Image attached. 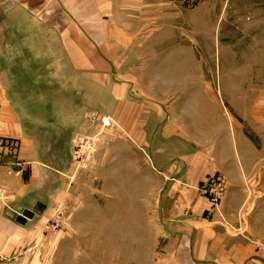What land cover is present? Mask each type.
Wrapping results in <instances>:
<instances>
[{
	"label": "rangeland",
	"instance_id": "rangeland-1",
	"mask_svg": "<svg viewBox=\"0 0 264 264\" xmlns=\"http://www.w3.org/2000/svg\"><path fill=\"white\" fill-rule=\"evenodd\" d=\"M115 2V31L135 37L136 62L120 65L122 75L105 74L102 83L88 78L83 110L89 112L82 116L78 110L74 129L63 137L56 129L63 123L60 110L45 125L29 114L32 127L54 125L47 141L55 147L70 145L74 173L65 175L68 186L51 206L33 257L17 254L0 264L154 263L153 232L163 182L148 157L153 125L142 127L153 111L149 105L179 104L190 122L201 126L199 120L207 121L213 135L235 134L251 167L247 188L264 190V112L257 110L264 108V0ZM46 71L35 74L44 78ZM31 73L13 71L11 78L17 98L25 92L33 108ZM79 140L80 154L75 155L73 144ZM228 225L232 232L246 233L239 223Z\"/></svg>",
	"mask_w": 264,
	"mask_h": 264
},
{
	"label": "crops",
	"instance_id": "crops-1",
	"mask_svg": "<svg viewBox=\"0 0 264 264\" xmlns=\"http://www.w3.org/2000/svg\"><path fill=\"white\" fill-rule=\"evenodd\" d=\"M115 5V0H0V136L17 142L14 151L0 149V188L5 191L0 261L44 239L51 206L64 196L65 175L75 167L70 145L47 141L54 125L32 127L29 114L45 125L60 110L62 130L56 129L63 137L74 129L78 110L82 116L89 112L83 110L88 78L102 83L105 74L116 77L120 65L136 62L135 37L115 31ZM18 70L32 72L33 108L25 92L17 98L13 89L12 72ZM35 71L47 73L41 78ZM178 105L146 106L159 117L155 120L151 111L142 123L153 125L148 157L163 182L153 264H264V190L247 188L251 167L235 134L213 135L207 121L199 120L201 126L190 122ZM212 175L226 179L218 207L200 189ZM19 215L25 217L21 222ZM228 222L239 223L246 233L232 232Z\"/></svg>",
	"mask_w": 264,
	"mask_h": 264
},
{
	"label": "built area",
	"instance_id": "built-area-1",
	"mask_svg": "<svg viewBox=\"0 0 264 264\" xmlns=\"http://www.w3.org/2000/svg\"><path fill=\"white\" fill-rule=\"evenodd\" d=\"M83 141L79 140L77 143L73 144L74 154L78 155L80 154V151L77 149L78 146H81V143ZM0 149L8 151H14L16 149L15 141L9 137H1L0 136ZM79 151V152H78ZM210 182V185H207V183L202 187L203 193L208 195L210 197L211 202L214 204L215 207L219 206V200L221 199L223 192L225 190L226 186V180L218 175H215ZM20 255L24 254L25 258H32L34 255L33 248H25L22 250V252H18Z\"/></svg>",
	"mask_w": 264,
	"mask_h": 264
},
{
	"label": "water",
	"instance_id": "water-1",
	"mask_svg": "<svg viewBox=\"0 0 264 264\" xmlns=\"http://www.w3.org/2000/svg\"><path fill=\"white\" fill-rule=\"evenodd\" d=\"M24 219H25V217L23 215H19L17 218V221L21 222Z\"/></svg>",
	"mask_w": 264,
	"mask_h": 264
}]
</instances>
